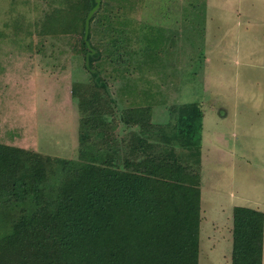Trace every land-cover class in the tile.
Here are the masks:
<instances>
[{"label":"trees","instance_id":"obj_1","mask_svg":"<svg viewBox=\"0 0 264 264\" xmlns=\"http://www.w3.org/2000/svg\"><path fill=\"white\" fill-rule=\"evenodd\" d=\"M42 1L34 30L42 37L79 36L85 61V20L95 0ZM124 1L101 0L90 21L88 39L99 50L90 57L96 73L83 65L88 80L76 79L72 87L79 112L76 156L0 142V264H199L196 160L203 110L192 102L167 103L163 88H176L180 80L170 59L177 41L156 49L151 33L144 41L129 34L138 29L123 14ZM201 4L206 13V0ZM192 7L200 9L198 2ZM19 24L17 17L15 28ZM147 30L163 29L149 24ZM110 80L121 83L116 100L106 93ZM153 86L160 95L154 103ZM157 105L167 106V122L153 121ZM119 123L129 128L126 134L115 132ZM232 217L231 263L263 264L264 212L236 205Z\"/></svg>","mask_w":264,"mask_h":264},{"label":"rangeland","instance_id":"obj_2","mask_svg":"<svg viewBox=\"0 0 264 264\" xmlns=\"http://www.w3.org/2000/svg\"><path fill=\"white\" fill-rule=\"evenodd\" d=\"M193 2H198V11ZM44 3L0 0V142L72 158L79 144L72 87L76 79L89 76L79 36L42 37L34 30ZM236 3L207 0L206 13L201 0H126L123 5L129 25L138 29L129 34L135 32L144 41L151 33L155 48L177 41L180 60L174 55L170 59L181 74L176 88L171 83L169 90L163 88L167 103L192 102L203 110L202 155L196 160L204 248L199 264H231L226 227L232 224L234 206L264 212V4L242 0L240 6L253 11L238 14L233 11ZM17 17L21 24L15 28ZM149 24L163 30H147ZM90 62L95 68L94 58ZM150 78L158 80L153 73ZM107 86L117 99L121 83L110 80ZM156 89L150 91L152 103L160 98ZM168 112L167 106H154L153 121L167 122ZM118 126L120 135L129 131Z\"/></svg>","mask_w":264,"mask_h":264},{"label":"water","instance_id":"obj_3","mask_svg":"<svg viewBox=\"0 0 264 264\" xmlns=\"http://www.w3.org/2000/svg\"><path fill=\"white\" fill-rule=\"evenodd\" d=\"M100 5H101V0H95V5L88 12L86 20H85L84 40H85V43H86V46L88 49V52H87L86 58H85V65L91 73H96V69L91 67L90 57L94 56L96 54L97 50L91 45V43L88 39V36H89V32H90V21L94 17V15L96 14V12L99 10ZM98 78H99V74H96L95 80H98ZM107 90H108L111 98L116 100L113 93L110 92L108 87H107ZM117 108L119 109V104L117 105Z\"/></svg>","mask_w":264,"mask_h":264},{"label":"crops","instance_id":"obj_4","mask_svg":"<svg viewBox=\"0 0 264 264\" xmlns=\"http://www.w3.org/2000/svg\"><path fill=\"white\" fill-rule=\"evenodd\" d=\"M241 1L242 0H229V2H238V3H236L237 6H236V8H234L233 11L235 13H238V14H241L242 12H246V13L250 14V11H253V10L249 9V6H247V10L245 11V7L240 6ZM254 1H256V0H245V2H247V3H253ZM260 1L264 4V0H259V2ZM206 2H207V0H206ZM262 12L264 13V7H263V11ZM201 155H202V151H201ZM201 199H202V196H201ZM202 222H203V219L201 221V228H202ZM226 228L228 229V232H227L228 237H229V234H230V236H231L230 238L232 240L233 217H232V224L230 226L226 227ZM202 242H203V236H202V232H201V254H202V252H204V251H202L204 249L203 245H202ZM231 256H232V241H231ZM263 264H264V244H263Z\"/></svg>","mask_w":264,"mask_h":264}]
</instances>
